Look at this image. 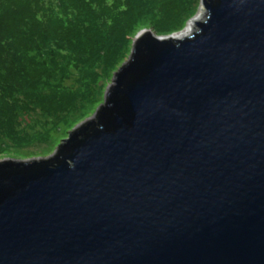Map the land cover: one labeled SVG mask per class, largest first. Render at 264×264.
<instances>
[{
  "label": "water",
  "instance_id": "1",
  "mask_svg": "<svg viewBox=\"0 0 264 264\" xmlns=\"http://www.w3.org/2000/svg\"><path fill=\"white\" fill-rule=\"evenodd\" d=\"M204 4L53 157L0 162V264H264V0Z\"/></svg>",
  "mask_w": 264,
  "mask_h": 264
},
{
  "label": "trees",
  "instance_id": "2",
  "mask_svg": "<svg viewBox=\"0 0 264 264\" xmlns=\"http://www.w3.org/2000/svg\"><path fill=\"white\" fill-rule=\"evenodd\" d=\"M137 1L127 0L121 6L113 7V0H0V121L3 120L4 115H10L9 122L12 124L10 131L13 135L21 131H26L29 128L28 124L23 121L19 114L30 113L33 109L28 104L18 103L14 105L12 102L16 98H23L25 95L43 98L42 95L48 96L55 91L54 86L57 72L52 74L51 71L53 69H45L51 68L50 62L52 60L61 59V56H63L62 59L65 58V60L62 65L65 71L76 69L82 72L86 76V81H83L86 89L90 84V79L94 78L96 80V90L92 95L91 87H88L90 96L93 97H91V100L89 99L90 96L86 98V91L85 94H82L81 91L77 93L71 91L72 95L79 97L76 99V102L78 99H84L86 101L87 108L84 110L85 112L93 105L94 110L101 103L100 98L103 87L109 83L112 75L116 74L114 67L116 63L114 58H109L110 54L105 53L106 49H99L96 53L91 52L94 57L92 64L89 66L87 62H80L75 54H72L70 58L68 55H64L65 51L59 47V43L55 47H52L47 44V39H44L42 42L37 41L39 33H33V31L37 30L40 32L47 29L49 30V34H52L50 30L54 29L58 32V38L62 34L69 32L68 35L72 39L75 37L73 40L79 38L85 44H88L89 39L87 40V37L91 36L93 31H96L98 39H103V41H99V44L105 48H110L112 46L111 41L113 42L116 39L117 31H115V28L117 23H121L123 30H126L130 24L131 31L133 32L143 29L147 25L145 20H152L151 18L145 17L148 11L154 15H158L155 8L159 6V0H151L152 5L145 6L139 10L136 8ZM141 2H146V0H141ZM167 2L169 6H172L171 15L173 17L177 18L181 12H183L182 16L190 12L187 7L189 0H167ZM192 4L194 6V3ZM128 8H136L134 14L136 13L137 15L131 19L125 16L123 18L122 10ZM142 19L145 20L135 29L136 23ZM172 23L173 20L171 18L168 24H165L167 30L158 31L157 35L166 36L178 32L179 30L174 29ZM109 27L112 30H109ZM104 38H108L107 44L105 45ZM75 45L78 46L77 44ZM88 46L84 45L82 49L85 51V49H88ZM123 48L125 46L121 44V47H119L120 52ZM85 53L87 54L86 51ZM98 65H100V69L96 68ZM105 68L107 71L104 72V75L103 71ZM95 69L98 71L96 72ZM111 69L114 72H111ZM47 75L52 80L48 82L47 80L44 81V77ZM16 76L18 83L14 85ZM68 79H71V77L68 76ZM100 82H103L102 86H98ZM63 91L64 88L60 92ZM8 92L13 98L4 96ZM63 107L65 106H61V108ZM76 110L77 107L74 105L73 109L67 112L68 114L63 121L67 127L71 122L76 121L71 119L78 115L74 113ZM80 110L82 111V106ZM54 116L52 113L47 114L48 119H52ZM48 119H45L46 126L51 125L53 129L63 123L56 126L59 124L60 119L58 121ZM2 124L6 125L7 123L2 122ZM12 134H8L7 138L13 140L14 137ZM20 136L18 135L17 137ZM43 137L40 139H43ZM49 143L53 144L51 140H49Z\"/></svg>",
  "mask_w": 264,
  "mask_h": 264
},
{
  "label": "rangeland",
  "instance_id": "3",
  "mask_svg": "<svg viewBox=\"0 0 264 264\" xmlns=\"http://www.w3.org/2000/svg\"><path fill=\"white\" fill-rule=\"evenodd\" d=\"M113 1H114L113 7L114 6L119 7L122 4H124L127 0H113ZM205 1L207 0H196V1L189 0V5L187 7L189 8L188 10L190 12L188 14H185L184 16H182L183 12H181V14L176 18L171 15L172 6L168 5L167 0H159V6L155 8L156 13L159 16L154 15L150 11H148L145 17L151 18L152 20L149 21L142 19L140 22L136 23L135 29H137L140 23L145 20L147 25L143 29H139L137 31L132 32L131 25L129 24L127 29L123 30L121 27V23H117L115 28V31H117V34L115 36L116 39H114L113 42L110 40L112 44L110 48H105L99 44V41H103V39L102 38L98 39V34L96 33V31H93L91 36L87 37V40L89 39L88 44L83 43L79 38L73 40L75 37L72 39L71 36L68 35L69 32H67L66 34H62L59 38H58V32L55 31L54 29L50 30L52 31V34H49V30L47 29H44L40 32L34 30L33 33H39V38H37V41L42 42L44 39H47L48 40L47 44L52 47H55L56 44L59 43V47L65 51L64 55H68V57L70 58L72 54L73 55L75 54V56L79 58L80 62L82 63L87 62L89 66L92 64L94 57L91 54V52L96 53L98 52L99 49H106L105 53L110 54L109 58L112 59L114 58V61L116 63L114 67L117 74L120 71V69L123 68V66L130 61V58L132 57L134 51L135 41L139 37H141L143 32L147 31L145 34L150 33L154 38L171 37L174 35L178 37V35L185 32L188 29L189 25L192 23V21L196 20L198 16L201 15L203 12L204 17L200 19V21H198L199 23H202L203 19L207 15V9L204 4ZM192 3H194V6H192L193 5ZM148 5H152L151 0H146V2H141V0H138L136 3L137 6L136 8H138L139 10ZM135 9L128 8L122 10L123 18L125 16L131 19L132 17L136 16L137 14L136 13L134 14ZM171 18L173 20L172 23L173 28L174 29L176 28L179 31L174 34H170L166 36L157 35L158 31L167 30L165 24H168V21ZM197 23L195 25V29L191 30L192 32L190 33V35H188V37L192 36L196 32ZM12 29L16 30L17 28H12ZM108 29L112 30L110 27ZM107 40L108 38H104V45L107 44ZM75 44H77L78 46H76ZM121 44H123L125 48H123L122 51L120 52L119 47H121ZM84 45H89L88 49H85L87 54L82 49V46ZM62 57L63 56H61V59L59 58L58 60H52L50 62L51 68L49 69L45 68L47 70L53 69V71H51L52 74H55V72H57V76L55 75L56 76L55 86H54L55 91L52 94L48 96L42 95L43 98L25 95L23 98L22 97L20 99L16 98V100L12 102V104L14 105L18 103L28 104L29 106H31V109H33L31 110L30 113L19 114L20 117L23 119V121L28 124L29 128L26 131H21L18 134L13 135L10 131V127L12 126V124H10L9 122L10 115L9 116L4 115L3 120L0 121V162H8V161L30 162L33 160L42 161V160L50 159L56 153H58V151L63 147V145L69 139L70 134H72L84 123H86L88 120L94 117L98 113V110L105 105L107 90L113 87V80L115 74H113L114 76L112 75L111 79L109 80V83L103 87V92L100 98L101 103H99V105L96 106L94 110H93L94 107L93 105L85 112L84 110L87 108L86 101L84 99L81 100L78 99L76 102V99L79 97L72 95L71 91L73 93H77L81 91L82 94H85L86 91V98H88L90 96L88 87H91V95H92L96 90L95 83L97 82L94 78L90 79V84L86 89L83 83L84 80L86 81V76L82 72L76 69L65 71L64 66L62 65L65 58L62 59ZM96 68L100 69V65H98ZM97 69H95L96 72L98 71ZM105 71H107L106 68L104 69L103 74ZM111 72L114 71L111 69ZM100 75H102V73H100ZM68 76L71 77V79H68ZM45 80H47L48 82L49 80H52V78H50L47 75L46 77H44V81ZM16 83H18L17 76L13 84L15 85ZM102 85L103 82L98 83V86H102ZM63 88L64 91L60 92L62 91ZM4 96H10V98H13L9 92L6 93V95ZM91 97L92 96L89 97L90 100ZM74 105L75 107H77V110L74 113L78 115L74 118H71L72 120H76V121L71 122V124H69V126L67 127L65 125V122L63 121L65 120V117L68 114L67 112L73 109ZM61 106H65V107L61 108ZM81 106H82V111L80 110ZM48 113H52L55 116L52 119H48L47 118ZM45 119L53 120V121L54 120L58 121L60 119L59 124H57L56 126L60 125L62 122L63 123L57 128L53 129L51 128L52 127L51 125L46 126ZM2 122H6L7 124L6 125L2 124ZM20 126H25V125H20ZM32 127H34V129L31 130ZM8 134H12L14 139L11 140L7 138ZM18 135L21 136L17 137ZM41 137H43V139H40ZM49 140H51L53 144H50ZM3 151H8V152H3Z\"/></svg>",
  "mask_w": 264,
  "mask_h": 264
},
{
  "label": "bare ground",
  "instance_id": "4",
  "mask_svg": "<svg viewBox=\"0 0 264 264\" xmlns=\"http://www.w3.org/2000/svg\"><path fill=\"white\" fill-rule=\"evenodd\" d=\"M203 14H204V13L202 12V14L199 15L198 18H197L196 20L192 21V23H191V24L189 25V27H188L189 31H188V29H187L185 32H183L182 34L178 35V37H179L180 39L186 38V36L188 37V35H190V33L192 32L191 30H194V29H195V25H196V23H197L198 21H200V19H202V18L204 17ZM178 37H177V38H178Z\"/></svg>",
  "mask_w": 264,
  "mask_h": 264
}]
</instances>
